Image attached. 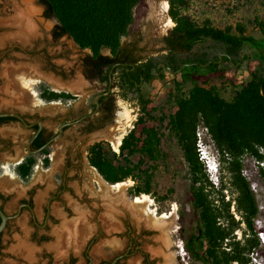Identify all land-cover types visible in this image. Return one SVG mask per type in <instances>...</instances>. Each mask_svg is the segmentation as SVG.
Returning <instances> with one entry per match:
<instances>
[{
	"label": "rangeland",
	"instance_id": "374dc122",
	"mask_svg": "<svg viewBox=\"0 0 264 264\" xmlns=\"http://www.w3.org/2000/svg\"><path fill=\"white\" fill-rule=\"evenodd\" d=\"M24 2L33 9L29 16L32 24L30 33L21 34L11 19L13 7L24 9ZM184 4L183 14L195 25L228 30L256 42L264 41V0H184ZM168 10L167 0H140L135 8L133 30L122 43L136 41L143 59L164 55L161 39L175 26ZM54 25L55 20L44 16L40 0H0V113H37L47 118L44 124L52 131H56L58 121L89 112L94 96L105 89L83 78L81 58L88 50L80 49L66 36L54 39ZM201 50L209 51V47L205 45L194 53ZM258 53L264 56V44L260 50L246 49L242 56L252 57ZM247 63L243 60L236 66L238 84L249 80L244 68ZM51 67L62 72L64 80L54 78ZM118 76L119 71L115 74ZM157 76L158 79L149 84H140L138 93L120 87L113 89L118 97L112 124L88 135H80L76 125L67 129L45 152L36 153L33 174L27 182L12 171L18 158L9 162L6 154L17 149L22 159L25 158L30 132L14 122L0 126V139L11 141L9 150L0 156V194L6 198L0 200V207L10 217L0 236V264H64L69 256L76 258V264H83L85 253L91 264H99L125 254L131 239H137L152 264H196L186 254L181 239L182 226L192 224L187 166L168 124L178 100L187 96L193 86L181 83L167 70ZM78 80L81 90L74 93L68 85L76 86ZM39 85L55 94H69L72 99L66 103L57 99L47 102L42 97L45 94L40 95L36 89ZM209 86L205 89L225 101H230L237 91L217 78ZM138 96L149 100L148 108L153 110L154 118L144 117V123L153 127L160 139L161 159L155 170L152 191L133 196L130 190L136 184L125 179L119 182L125 185L124 193L119 194L114 185L109 186L110 191L106 193L101 187L106 181L89 163V149L102 142L111 162L123 164L120 146L141 115ZM116 138H120V142L115 146L112 139ZM196 149L210 183L211 199L220 207L230 203V213L237 221L238 228L231 233L229 241L239 242V247L245 248L244 257L249 264H264V180L259 171V168L264 170V162L245 157L237 168L232 159L218 149L202 122L197 128ZM201 151L202 155L206 154V160L201 158ZM139 159V154L132 158L135 162ZM239 178L250 183L258 208L251 222L252 229L242 222L236 211ZM134 197H146L148 210L135 208ZM22 199L30 203L31 211L22 208L18 213ZM46 209L48 217L44 220ZM150 212L156 217L174 213L173 224L164 229L152 226ZM221 222L226 225L223 218ZM35 223L45 226L35 227ZM141 230H150L151 234L141 236ZM140 260V254L135 253L126 256L122 264H140Z\"/></svg>",
	"mask_w": 264,
	"mask_h": 264
},
{
	"label": "trees",
	"instance_id": "16d2710c",
	"mask_svg": "<svg viewBox=\"0 0 264 264\" xmlns=\"http://www.w3.org/2000/svg\"><path fill=\"white\" fill-rule=\"evenodd\" d=\"M139 1L40 0V3L44 16L55 20L52 29L54 39L66 36L80 49L90 52L84 60L89 79L98 78L101 83H107L110 78L112 89L120 87L138 93L140 84H149L167 70L181 83L193 86L187 96L178 100L177 109L169 115L168 122L187 166L189 181L188 203L192 224L188 227L184 224L181 228L184 250L196 264H249L244 257L245 248H240L239 242L229 241L231 233L238 228L230 213V203L220 207L210 197V183L196 149L197 128L202 122L218 149L230 157L237 168L245 157L264 162V56L259 53L252 57L242 56L248 48L260 50L264 41L256 42L228 30L195 25L182 12L184 0H167L168 14L175 26L161 39L165 54L143 59L136 41L122 43L133 30ZM205 45L209 51L194 53L195 49ZM243 60L248 61L244 68L248 71L249 80L238 84L236 66ZM117 71L119 76L115 77ZM215 78L225 80L237 89L230 101L205 89ZM36 89L40 95L42 90L45 94L42 97L47 102L72 99L69 94L50 92L44 85ZM128 92L122 96L123 99ZM138 99L141 115L120 146L123 164L111 162L109 151L102 142L89 149L90 165L106 182L116 184L125 179L135 182L130 190L133 196L151 193L155 170L161 159L158 134L144 123V117L154 118L153 110L148 108L150 102L142 96ZM8 120L12 118H0V124ZM40 147L42 143L35 140L32 149ZM136 154L140 155L137 162L132 160ZM35 156L28 155L12 168L24 182L33 174ZM259 171L260 178L264 180V170L259 168ZM237 190L236 211L240 213L242 222L252 229L251 222L257 216L258 208L251 185L244 178H239Z\"/></svg>",
	"mask_w": 264,
	"mask_h": 264
},
{
	"label": "flooded vegetation",
	"instance_id": "af4514ba",
	"mask_svg": "<svg viewBox=\"0 0 264 264\" xmlns=\"http://www.w3.org/2000/svg\"><path fill=\"white\" fill-rule=\"evenodd\" d=\"M53 37V36H52ZM90 54V52H86L85 56L81 58V65H82V73L83 78L89 81H94L96 84L103 85L105 89L99 93H97L94 96V99L90 103V111L89 112H81L79 115H71L68 116L66 119L58 121L56 126V131L50 130L44 122L47 120V118L39 116L37 113L33 114H21L19 112H5V113H14L21 117L22 120H18L14 117H5V118H12V120L4 121L0 124L6 125L9 124V122L18 123L22 127H24L26 130L30 132L27 140V144L29 143V151L27 150L25 146V152L26 156L28 155H36V153H40L45 149H48L57 139L61 138L63 136V133L73 127V126H79L77 129L78 133L80 135H88L91 133H95L101 130H104L107 126L111 125L113 122V117L116 113V103H117V97H115V94L112 92V81L109 78V81L107 83H101L98 78L95 79H89L88 78V67L84 65L85 58ZM140 55V53H139ZM50 71L53 73L54 78H60V80H64V74L55 68L51 67ZM109 71V75H110ZM37 87V86H36ZM41 90V94H42ZM60 100V99H59ZM70 100H67L66 102H69ZM65 102V103H66ZM54 120V119H53ZM61 129V130H60ZM40 141L42 143V147L38 149H32V144L35 140ZM11 146V141L9 139H0V151L9 150V147ZM24 159V158H23ZM22 159V160H23ZM69 160V159H68ZM2 196V197H1ZM5 196L0 194V200L4 199ZM28 209L31 211V205L27 200H20V210ZM48 217V210H45L44 213V220ZM9 221V220H8ZM35 222V221H34ZM45 225L39 226L37 223H35V227H44ZM7 227V226H6ZM6 230V229H5ZM141 236L142 235H149L151 234L150 230H141ZM1 236V234H0ZM132 250L134 252H132ZM140 254V264H152V260L149 258L147 254L141 251V244L137 241V239H131L127 250L125 254L116 256L112 261L108 260H102L99 264H122L123 259L126 256L132 255V254ZM84 260L85 262L83 264H91V260L87 253L84 254ZM64 264H76V258L73 256H69Z\"/></svg>",
	"mask_w": 264,
	"mask_h": 264
},
{
	"label": "bare ground",
	"instance_id": "6f19581e",
	"mask_svg": "<svg viewBox=\"0 0 264 264\" xmlns=\"http://www.w3.org/2000/svg\"><path fill=\"white\" fill-rule=\"evenodd\" d=\"M23 4L25 6V8L23 7L24 9L19 8V7H13L14 15L11 19V22L14 25L18 26L20 33L22 32L24 34V32L30 33V26L32 23H30L29 16H31V10H33V9L30 10V8L28 6H26L28 4L27 2H24ZM32 14H33V12H32ZM79 81L80 80H78L76 83H78ZM59 86H60V84H59ZM80 87L81 86L79 83L76 86H74V84L68 85V88H70V90L74 89L73 90L74 93H78V91L81 90ZM112 141H113L114 145L116 146L119 144L120 138H116L114 140L112 139ZM109 186H113V185H106V184L104 185L103 183H101V187L103 188V191H105L106 193H109V191H110ZM114 187L119 192V194L124 193V190H125L124 184H120V183H118L116 185L114 184ZM132 205L135 208H138L140 210H148L149 201L146 197L135 198L132 202ZM150 217H151V220L153 221V222H151L152 226L159 228V229H164L167 225L173 224L175 216H174V213H171L169 216L162 215L161 217H156L153 212H150ZM164 240H165V238L163 239V241Z\"/></svg>",
	"mask_w": 264,
	"mask_h": 264
},
{
	"label": "water",
	"instance_id": "95a60500",
	"mask_svg": "<svg viewBox=\"0 0 264 264\" xmlns=\"http://www.w3.org/2000/svg\"><path fill=\"white\" fill-rule=\"evenodd\" d=\"M5 117H14V118H16L18 120H22L20 116H18L17 114H14V113H0V118H5ZM31 141L29 143H31ZM29 143L26 146L28 152H30L29 151ZM105 183L108 184L107 182H105ZM108 185H114V184H108ZM0 219H1V223H0V234H2L5 231V229H6V226H7V223H8V220L10 219V217L8 215H6V213L3 210L0 209Z\"/></svg>",
	"mask_w": 264,
	"mask_h": 264
},
{
	"label": "crops",
	"instance_id": "0c3cea01",
	"mask_svg": "<svg viewBox=\"0 0 264 264\" xmlns=\"http://www.w3.org/2000/svg\"><path fill=\"white\" fill-rule=\"evenodd\" d=\"M17 149H14L12 151H10L8 154H6L7 160L10 161H14L15 158H18V161L15 162V165L18 164L21 160H22V156L21 153H17ZM4 153V151H0V156ZM19 154V155H18ZM18 155V156H17ZM17 156V157H15Z\"/></svg>",
	"mask_w": 264,
	"mask_h": 264
}]
</instances>
